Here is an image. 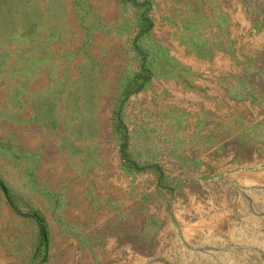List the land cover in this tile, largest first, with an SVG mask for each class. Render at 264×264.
<instances>
[{"label":"rangeland","instance_id":"1","mask_svg":"<svg viewBox=\"0 0 264 264\" xmlns=\"http://www.w3.org/2000/svg\"><path fill=\"white\" fill-rule=\"evenodd\" d=\"M0 178V264H264V0H0Z\"/></svg>","mask_w":264,"mask_h":264},{"label":"trees","instance_id":"2","mask_svg":"<svg viewBox=\"0 0 264 264\" xmlns=\"http://www.w3.org/2000/svg\"><path fill=\"white\" fill-rule=\"evenodd\" d=\"M144 70H146L145 67L141 68V71H138L134 74V78H141L142 80L145 79L147 76L146 74H144ZM141 85V81L137 84L138 88ZM117 115V122L121 123L120 118L118 117V113H116ZM124 146H125V141L120 143V150L122 152V154H124ZM125 157V156H124ZM126 160H128V158H125ZM135 168H140L142 166H139L136 162L130 160ZM155 165L156 168H158L157 164H153ZM0 189L2 190V192L4 193V195L6 196L7 201L10 203V205L12 206V208L20 214H23L25 216H30L32 217L36 224H37V230H38V245H41L42 247H44L46 245V240H47V230H46V225L44 222V219L41 215V213L37 210V209H29L27 211H20L12 202V200L9 197V194L7 192V187L5 185V183L3 182V180L0 178Z\"/></svg>","mask_w":264,"mask_h":264}]
</instances>
